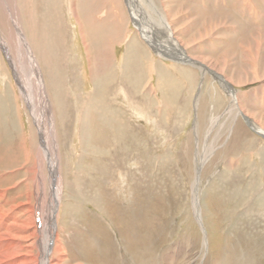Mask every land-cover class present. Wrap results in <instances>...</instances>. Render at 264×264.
Masks as SVG:
<instances>
[{
    "label": "rangeland",
    "instance_id": "1",
    "mask_svg": "<svg viewBox=\"0 0 264 264\" xmlns=\"http://www.w3.org/2000/svg\"><path fill=\"white\" fill-rule=\"evenodd\" d=\"M15 1L29 34L34 9L35 28L47 37L57 58L46 71L54 81L49 91L63 142L59 228L70 260L108 264L98 259L99 251L110 261L118 246L127 264L131 257L123 241L129 249L139 240L137 257L158 252L156 264H164L163 255L175 247H181V255L173 264H264V137L241 114L227 112L231 98L223 82L166 60L140 37L145 34L141 29L147 31L175 56L171 33L188 57L236 84L244 114L264 130V0ZM10 27L0 5V39L7 43ZM112 29L119 34L115 70L101 76L96 56L101 38ZM3 52L0 44V146L18 149L10 151L8 166L0 158V175L8 184H21L12 194H24L30 176L24 165L33 151L36 161L41 136ZM126 128L131 137L123 142ZM98 132L103 144L97 142ZM99 144L106 147L97 149ZM11 169L17 171L7 173ZM197 173L198 211L193 187ZM45 174L49 176L47 163ZM50 185L47 180V195Z\"/></svg>",
    "mask_w": 264,
    "mask_h": 264
},
{
    "label": "bare ground",
    "instance_id": "2",
    "mask_svg": "<svg viewBox=\"0 0 264 264\" xmlns=\"http://www.w3.org/2000/svg\"><path fill=\"white\" fill-rule=\"evenodd\" d=\"M174 1L175 0H172L171 2L173 3ZM73 2H75V1L73 0ZM0 5L4 9V12L6 13L8 21L11 23V27H10L11 35H10V38L8 40V43L5 42L4 39H0V44L2 46V50L5 52V55H6L8 62L11 65L15 81H16L18 87L20 88L21 94H22L23 98L25 99L28 107L33 112L37 127L39 129V133L41 136V140H40L41 145L38 148V154H37L36 161H35V152L33 151V156L31 157L29 155V157H27V162L24 165L29 169L27 175H30V176H28L29 182L26 185L27 191L24 194H23V191L22 192L18 191L16 193L14 192L15 194H12L11 192L14 189H16L17 187H19L21 184L19 182H17V183L16 182L15 183L9 182V184H8V179L7 178L4 179L0 175V264H75L69 258V251L67 249L66 241L64 242L62 239L61 230H63V229L60 230V228H59V214H60V210H61V202L63 199V194L65 191V178H64V171H63V166H62V162H63L62 159L63 158H62V153H61V145L63 142H61V136H59L58 132L56 131L57 129H56V123H55L53 106H52L53 103L51 102L52 96H51L50 91H49V87L50 86L52 87L51 82H54V81H50L49 74H47V71H46L47 69L52 70V68H48V67H52L51 64L55 63L56 55L54 57L55 53L53 51V48L50 46L49 41H47V37H45L44 34L40 35L39 32L35 28L37 24L35 22L36 14H35L34 9L31 11V19H32L31 21L34 24V26L33 25L28 26V28L34 27V29H32V31L29 34L27 32L25 22H24L23 18L21 17V12H19V9H18L19 7H17L18 4H16V1L15 0H0ZM72 11L77 13L75 11L74 6L72 7ZM28 13H30V12H28ZM216 18H218V17H216ZM78 19H79V17H78ZM118 21H120V20H118ZM82 24H80V25H82ZM112 25L115 27L114 22H112ZM192 25H194V24H192ZM221 26H223V25H221ZM209 27H210V25H209ZM122 28H124V27H122ZM81 29L83 30V28H81ZM168 30L170 32V26L169 25H168ZM182 30H184L183 27H182ZM110 32L111 33L104 40H103V38L99 37L102 39V41L100 42L101 45L99 46V50H98V53L96 56V70H97L98 75H101V76H102V74H108V73L112 72L113 70H115V68L113 69L114 63H115V51H116L115 49H116V42H117V38H118L119 34H117V32L114 31L113 29L110 30ZM261 32H260V34H261ZM207 33H208V31H207ZM80 35H81V33H80ZM148 36L149 35H147V34H144V36L140 34L141 39H143L144 42H146V44H150L151 46H153V47H155L161 51H164L166 53H170V54L174 55L169 48H167L165 46L158 45L150 36L149 37ZM87 37L88 36H86L85 38H87ZM120 37H122V36L120 35ZM126 37H124V38H126ZM194 37L195 36H193V38ZM199 38H201V37H199ZM89 39L92 40V42H95V41L97 42V39L93 38L92 36H91V38L89 37ZM169 39H170V42L172 44L173 49H175V51H176L175 56L183 58L184 60H186V62L184 64L198 68L200 71L203 72V74H201L202 78H205V74H207V72L203 68L205 65L199 63L198 61H194L190 57H188L185 54L182 47L179 45V43L171 36V33L169 34ZM194 39L196 40V38H194ZM191 40H192V38H191ZM121 41H122V39H121ZM136 42H137V40H136ZM82 43H83V41H82ZM249 44H250L249 46H252L251 42ZM260 44H261V42H260ZM262 44H263V42H262ZM87 45H88V43H87ZM188 46L191 47L192 43H188ZM243 46H245V45H243ZM230 52H232V51H230ZM261 53H262V51H261ZM259 56H261V55H259ZM223 57H225V56H223ZM260 58L258 60H260ZM227 60H226V63H227ZM231 63H233V62H231ZM159 64H161V63H159ZM248 66H249V63H248ZM50 74H51V72H50ZM141 75H142V72H141ZM241 76H242V74H241ZM46 77H48V80H46ZM162 77H164V76H162ZM220 78L222 79V82H223L221 87L224 88L229 93V96L231 98L230 108L228 110L226 109L227 112H229L232 115L234 112L236 115L241 114L242 117L244 118L245 122L249 123L255 132L260 133V134H264V130L259 127L260 125L258 126L257 123H255V121H253V119H255V118H251V117L249 118L248 116H246L244 114V112L240 106V100H239L237 90L234 89V87H233L234 84L231 82L229 83L228 81H226L221 76H220ZM262 79H263V76H262ZM60 91L62 92V90H60ZM58 93L60 95V92H58ZM56 95H57V92H56ZM99 95H101V94H99ZM60 96H62V95H60ZM54 98L58 99V97H54ZM61 100L62 99L60 98V101ZM91 102H92V100H91ZM62 104H63V102H62ZM108 105H109V103L107 104V106ZM110 107H112V106L110 105L109 108ZM60 108H63V107L61 106ZM252 117H254V116H252ZM86 118H87V116H86V111H85V113L83 112V121H85ZM263 118H264V116H263ZM83 126H82V128H84ZM82 128L80 129V137L81 138L83 137V135H84L83 133L85 130V129L83 130ZM127 128L125 130L126 133H124V135L122 136L123 142L126 140V138L131 137V134H130L131 132H128L129 130ZM85 133H87V132H85ZM100 134L101 133L98 134V140L99 141H97V140L96 141L99 143H102L101 142V136L102 135H100ZM115 134H116V131H115ZM96 137H97V135H96ZM64 139H65V137H64ZM112 142L114 143L113 140H112ZM2 144L3 143H1V145ZM101 145L100 144L97 145V149H100V148L104 149L103 147L105 145L103 147ZM116 145H117V148H120V143H116ZM4 146H0V158H1V160H3V162H2L3 165L8 166L12 162V157H11L12 155L9 154L10 151L18 149V148H15V147L10 146V145H8V146H10L12 148H7ZM126 148H125V150H129ZM17 151L18 150H16V152H14V154L17 153ZM120 154H121V152L118 151L115 154V156H113V157L110 156V160L114 161L115 157H119ZM19 156H21V155H19ZM46 163L49 167V176H47L45 174ZM102 166H104V165L102 164ZM103 170L104 171L106 170L105 166H104ZM16 171H17V169H11L10 171H7V173L13 174V172L15 173ZM104 171H103V173H104ZM0 173H1V169H0ZM31 179H32L34 184L31 183V181H30ZM47 180H49L50 184H51L50 185L51 186L50 195H47ZM14 181H15V178H14ZM66 181H67V179H66ZM22 186H24V185H22ZM193 187H194V194H196L195 195V201H194L195 210H197V208L199 206L198 202H197V197H196L197 192L195 193V191L198 190L197 184L194 183ZM25 196H26L25 200L21 201L22 199H24ZM47 196H48L49 201L47 200ZM34 199H36V204H34ZM132 199L134 200V198H132ZM46 201L49 203H46ZM45 221L48 222L49 224L44 223ZM201 222H202V220H201ZM39 225H40V227H38ZM205 233L207 234V231H205ZM107 235H108V233H107ZM120 236H121V234H120ZM108 237H110V236H108ZM136 243L138 245L139 240L136 241ZM112 245H114V244L112 243ZM123 245H124V249L126 251L127 256L131 257V260H127V264H156V255L158 254V252L155 253V251H154L153 254L150 255V253L147 251L148 256H145L146 254H143L139 258V257H137V253H136L137 250L135 249V248H137L136 244L133 243V245H131L129 249L127 248V246L125 247L124 241H123ZM206 245H207V241H206ZM114 247H115V245H114ZM189 247L190 246H188V250L186 252L190 251ZM180 248L181 247H175L174 251H170L167 256L163 255L164 264H173V262L177 259L178 253L181 251ZM72 249H73V253L78 254V251L75 248H72ZM130 249L132 252H134V255L132 254ZM186 252H185V254L187 255ZM83 254H84V256L88 255V253L86 254L84 249H83ZM99 255H98V259L101 258L105 262H107L108 264H125L126 259L122 256V252L118 248V246L113 248V260L108 261V259L103 254V251H99ZM77 264H80V263H77Z\"/></svg>",
    "mask_w": 264,
    "mask_h": 264
},
{
    "label": "water",
    "instance_id": "3",
    "mask_svg": "<svg viewBox=\"0 0 264 264\" xmlns=\"http://www.w3.org/2000/svg\"><path fill=\"white\" fill-rule=\"evenodd\" d=\"M131 17H132V19H133L134 22L138 21V20H137L136 18H134L132 15H131ZM141 32L147 34V31H144V30H142V29H141ZM148 46H149V47H150V48H151L156 54H159V55L163 56L166 60H170V61H172V62H176V63L183 64V65H184V63L186 62V60H184L183 58L176 57V56H174V55H172V54H170V53H166V52H164V51H161V50H159V49H157V48L151 46L150 44H148ZM203 68H204V70H205L208 74H210L213 78H215L220 84L222 83V79L220 78L219 75H217V74H216L215 72H213V71H210V70H209L208 68H206L205 66H204ZM247 125L249 126L250 129H252V127L250 126L249 123H247ZM252 130H253V129H252ZM253 131H254V130H253ZM254 132H255V131H254ZM255 133L258 134L259 136L264 137V134H260V133H257V132H255ZM199 180H200V173H197V175H196V181H195V183L197 184V187H198V182H199Z\"/></svg>",
    "mask_w": 264,
    "mask_h": 264
}]
</instances>
